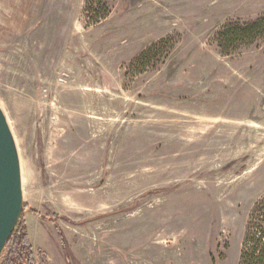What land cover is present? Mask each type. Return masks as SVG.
<instances>
[{"label": "rangeland", "instance_id": "obj_1", "mask_svg": "<svg viewBox=\"0 0 264 264\" xmlns=\"http://www.w3.org/2000/svg\"><path fill=\"white\" fill-rule=\"evenodd\" d=\"M85 2L0 0V108L34 254L239 264L264 199V31L229 52L218 35L264 20V0H111L98 24Z\"/></svg>", "mask_w": 264, "mask_h": 264}, {"label": "trees", "instance_id": "obj_2", "mask_svg": "<svg viewBox=\"0 0 264 264\" xmlns=\"http://www.w3.org/2000/svg\"><path fill=\"white\" fill-rule=\"evenodd\" d=\"M109 1L111 0H86L84 13L87 21L98 24L104 17L108 16L106 3ZM263 31V19L248 24L228 26L218 35V47L223 52H229L235 43L251 41ZM165 42L163 41V43ZM241 246L239 264H264V199L255 205ZM0 264H47L43 252L38 250L34 254L22 219V212L5 243L0 256Z\"/></svg>", "mask_w": 264, "mask_h": 264}, {"label": "water", "instance_id": "obj_3", "mask_svg": "<svg viewBox=\"0 0 264 264\" xmlns=\"http://www.w3.org/2000/svg\"><path fill=\"white\" fill-rule=\"evenodd\" d=\"M22 210L18 152L8 122L0 108V256Z\"/></svg>", "mask_w": 264, "mask_h": 264}]
</instances>
